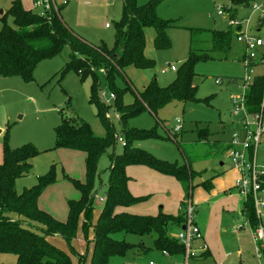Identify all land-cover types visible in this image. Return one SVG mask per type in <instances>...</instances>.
I'll return each instance as SVG.
<instances>
[{"label": "rangeland", "instance_id": "obj_1", "mask_svg": "<svg viewBox=\"0 0 264 264\" xmlns=\"http://www.w3.org/2000/svg\"><path fill=\"white\" fill-rule=\"evenodd\" d=\"M11 1L0 0V17L5 14L4 22L14 27L12 18L6 14ZM23 1L24 5L28 6L29 1ZM59 1L62 0H56L58 6L60 5ZM66 1L72 3L73 0ZM136 1L138 5L148 2V0ZM254 1L257 4L263 2V0ZM229 8V0H162L156 6L155 13L158 19L174 24V27L167 31L170 47L164 50L149 51L148 48L151 44L148 42L145 52L146 55L151 53V57L155 60V66L148 71H135L131 77L132 83L141 85L153 77L157 85L167 86L174 79L175 73L161 74L160 70H166L171 66L178 68L180 63L184 62L188 52L189 29L225 30ZM32 9H34L33 6ZM39 9H36V13L43 15L42 9ZM217 9L222 10L221 16L217 15ZM120 11V0H117L116 5H112V10L103 15L104 23H108L110 29L105 30L104 23L95 29L96 36L94 42L91 41L93 44L103 43L107 48L112 46L114 36L112 20H116ZM237 14L238 17L248 15L249 10L238 8ZM1 23L0 19V29ZM149 30L151 31V29ZM256 35L264 40V29ZM203 37L200 35L198 39H203ZM68 55L69 50L65 48L60 54L41 61L36 66L31 81L25 82L17 76L0 79V129L3 130L0 144L2 145V137L5 136L7 145L11 149L31 144L39 152L31 161L28 175L15 180V190L17 193H21L24 189L35 185L37 178L51 168L55 182L38 201L42 200L44 207L52 206L56 211H61L54 217L63 220L66 217V200L79 197L70 180L84 181V154L79 151L54 149L53 129L60 123V117L63 115L79 119L89 126L96 137L104 138L106 129L105 124H102V119H105L106 125L115 135L114 140L108 141L106 144L96 164L92 191L94 201L91 207V225L83 230L80 221L78 222L76 236L71 242L73 253L60 237H45L50 245L68 255L70 264H78V257L82 258L81 264H90L93 249V228L102 209V204L98 205L97 200L105 197L108 188V171L113 157L122 153V146L116 142V138L121 136L120 131L123 127L118 119L120 113L114 108V100L109 98L112 90L104 83L101 70H96L94 75H89L84 79H79L73 71L66 72L61 76L60 72L68 61ZM263 71L262 67L256 68L254 75L262 74ZM194 73L196 74L194 84L197 87L195 97L198 101L183 103L172 100L160 107L155 115L141 111L129 117L124 125L130 130L150 133L148 137L135 141L133 146L158 160L178 166L185 165L186 158L181 151L187 152V160L191 170L195 173L192 185L200 178H210L222 173L230 166L222 144L223 142L228 143L235 136L238 141L243 137L239 120L244 116V113L240 111L238 116L232 115L231 99L233 97L242 99L246 82V72L235 59L197 62L194 66ZM250 79L248 78V80ZM233 82L234 84H232ZM112 84L113 90L122 94L121 104L123 106L132 104L134 97L131 90L125 88V78L116 76ZM91 86H93V90ZM102 107L105 109L101 110L98 115V111ZM176 120L181 122V130L178 133L173 132ZM201 130H206L210 134L207 139L198 137V132ZM215 141L218 145L213 147L212 144ZM220 163L223 166H220ZM124 169L128 177L127 189L129 193L133 197L145 199L129 207H120L117 209L118 212L151 216L156 215L158 209L161 208L163 212L172 216L182 214L178 212V209L183 207L182 202H186L188 199H184V190L175 179L158 174L141 165L129 164ZM193 208H195L193 217L196 220L199 217V211L196 210V207ZM181 212L183 211L181 210ZM234 218L226 219L229 221V225L223 220L219 229V238H221L223 246L226 251L231 252L227 262H217L212 258L201 257L198 250L201 244L199 240L190 243L191 250L194 251L196 257H191L186 263L187 260L185 261L183 254L163 256L153 247V235L136 236L124 232H115L112 238L117 241L124 240L136 247L122 255L109 256L108 262L109 264H147L149 262L153 264H237L236 254L240 250L242 256L239 261L242 264L258 263L252 257L254 243L247 232L248 230L246 231V228L249 229V227L245 226L244 231L240 232L241 234H235ZM39 228L41 226L35 223L31 227L41 233ZM173 228V226L168 227L169 235L172 234L170 230ZM140 245L146 250L140 249ZM260 262L264 264L263 260ZM0 264H16L14 255L0 254Z\"/></svg>", "mask_w": 264, "mask_h": 264}, {"label": "trees", "instance_id": "obj_2", "mask_svg": "<svg viewBox=\"0 0 264 264\" xmlns=\"http://www.w3.org/2000/svg\"><path fill=\"white\" fill-rule=\"evenodd\" d=\"M161 1L148 0L144 5H138L136 0H122L120 17L114 22L113 44L110 48L103 43L87 44L74 35L63 23L59 7L44 15H38L24 9L20 0H12L6 14L12 18L14 27L4 22L5 14L0 17V78L17 76L25 82L31 81L34 70L41 61L52 58L67 48L68 61L60 72L61 76L73 71L79 79H84L94 75L96 70H101L104 83L114 94L113 105L120 113L118 119L123 127L120 134L125 145L121 148L122 153L113 157L108 171V188L93 228L90 264H109V256L122 255L136 247L124 240H114L112 235L115 232L136 236L153 235V247L156 250L167 255H185L184 246L168 234L169 226L181 228L184 224L183 212L178 216L166 215L161 211L155 216H138L118 212L117 209L132 206L145 199L133 197L127 189L128 177L124 167L129 164L145 166L158 174L175 179L184 190V199H189L190 190L197 185H192L195 173L187 160V152L181 151L186 158L185 165L178 166L158 160L133 146L135 141L148 137L150 133L130 130L124 125L129 117L141 111L155 115L160 107L172 100L183 103L198 101L195 97V64L231 59L234 53V32L229 26L223 31L189 29L187 57L176 69L173 81L161 87L153 79L141 92H134L132 104L123 106L120 101L122 94L113 90L114 78H124V70L128 67L146 71L155 66L154 60L144 55V30L150 28L154 31L155 50L170 47L167 30L173 28L174 24L156 17V6ZM252 1L229 0L228 10L248 7ZM200 35L204 36L203 39H198ZM125 88L131 89L129 85ZM91 89L93 90V86ZM263 94L264 75L254 76L245 94L247 113L260 110ZM103 109L105 108H100L98 115ZM102 122L106 129L104 138L96 137L89 126L79 119L63 115L60 123L53 129L54 149L79 151L84 154V181L70 180L79 197L66 202L67 216L64 221L54 219L37 206L40 195L55 182L51 168L37 178L35 185L21 193L16 192L15 180L28 175L31 161L39 152L31 144L11 149L3 136L0 163V254L14 255L16 264H70L68 255L50 245L45 237H60L73 253L71 242L76 236L78 222L80 221L83 230L91 225L96 164L106 144L113 141L115 135L106 125L105 119ZM206 135H210L206 130L198 132L199 138ZM210 181L211 178L201 185L210 190ZM261 187L264 188V179ZM242 212L250 226L254 227L257 219L251 199L244 201ZM33 223L41 226V233L31 229ZM140 249L146 250L142 245ZM81 260L78 257V264H81Z\"/></svg>", "mask_w": 264, "mask_h": 264}, {"label": "crops", "instance_id": "obj_3", "mask_svg": "<svg viewBox=\"0 0 264 264\" xmlns=\"http://www.w3.org/2000/svg\"><path fill=\"white\" fill-rule=\"evenodd\" d=\"M20 1L22 3L23 8L26 10H31V11L36 12V9H39V8L34 7V0L33 1L28 0L29 1L28 6L24 5L23 0H20ZM121 1L122 0H120V8H121ZM31 2L35 10L32 9ZM116 2L117 0H73L72 3H69L66 0H62L61 2L60 1L58 2L60 3V5L58 6L56 5L57 3L56 0H52L53 6H55L56 8L57 7L60 8L59 14H60V17L63 23L66 25V27L74 35H76L79 39H81L83 42L90 44V45L100 44V43L93 44L94 42L93 40L96 36V31L94 30L101 27L102 23L105 22L104 21L105 17L103 15L108 14V11L112 10V5H116ZM238 8L246 9V7H238ZM238 8H236L234 11L232 9L231 14L238 17L237 16ZM97 13H102V14H97ZM246 16L247 15L240 16V17H246ZM119 17H120V14L116 18V20L115 19L112 20L113 23L116 22L119 19ZM103 26L105 30L110 29V26L108 25V23H104ZM149 29L150 28H146L144 30V38H145L144 55L145 57L154 60L153 57H151L150 55L151 53H149V55H146V52H145L146 47L148 48L147 46L148 42L151 44L150 47L148 48L149 51H152L154 49L153 48L154 31L152 29L150 31ZM233 45H234L233 46L234 47L233 57L227 61H231L235 59L236 61L240 63L239 58L241 59V56L243 53L242 52L243 47L240 44L236 43L234 39H233ZM256 68H260V67H256ZM135 71H141V70H137L131 67H128L124 70V73H125L124 78L126 81V85H129L131 87L130 90L133 94V97H134V92L135 93L141 92L149 84V82L153 80V77H150L141 85H135L131 81V77L133 76ZM175 71H171L167 68L166 71L161 74H165L166 72L175 73ZM259 75H261V73ZM2 79H6V78H2ZM232 84H234V82ZM2 132L3 130L0 129V137H1ZM202 138L207 139L208 135L203 136ZM261 142H262L261 148L257 152V162L258 163H264V134L261 138ZM216 145H218V143H216V141L213 142L212 146L216 147ZM222 147H223V150L226 156L227 151H228V143L223 142ZM62 151H70V150H62ZM1 160H2V145L0 144V163H1ZM219 165L223 166L222 163H220ZM210 178H211V181H210L211 189L206 190L201 185V183L205 182L206 180H209ZM210 178H205V179L200 178L201 180L199 179V181L195 183L197 186L193 187L190 190V197L188 200L191 202L192 206L196 207V210L199 211V217L196 220H194V223L196 227L198 228L199 234H200V238L194 239L192 242L194 243L195 240L201 241V244L199 245L198 250L200 253L199 255L203 257L204 259L212 258L217 262H224V261L227 262V258L229 255H231V252L226 251L225 247L223 246L221 238H219V229L222 226L223 220L228 222V225H229V221H227L226 219H229V218L233 219L236 216L233 221L235 225L234 229L236 231L235 234L239 235L241 234L240 233L241 231H244V228H241L239 230L235 228L236 225L242 222L243 220L242 209H243L244 199L240 195H238L235 189V182L237 179V174L234 170L230 168V166L228 167V169L224 170L222 173L213 175ZM51 186L52 185L48 186L43 191V193L40 195L38 200L44 195L45 191H48L47 189H51ZM260 196L264 199V188L262 189ZM76 199H71V200H76ZM38 200H37V206L41 210L51 215L54 219H56V217L54 216H56L57 214H60L61 211H56V209H54V207L52 206L44 207L43 205L44 202H42V200H40L39 202ZM68 200H66V202ZM102 203H98V200H97L98 205ZM200 207H201V210H200ZM196 210H195V213H196ZM160 211L163 214L169 215L163 212L161 208L158 209L157 214ZM178 212L181 213L180 208L178 209ZM260 212L264 214V206L260 209ZM66 216H67V208H66ZM151 216H155V215H151ZM65 219L63 220L56 219V220L64 221ZM180 229L181 228L174 227L173 229L170 230V233L172 232L171 235L173 236L176 235V233H178ZM246 231L249 232L251 236L252 229L249 230L246 228ZM192 252L194 254L192 257L193 258L196 257V254L194 253V251ZM161 254L163 256L167 255L163 253ZM253 255L252 257L255 258V255L254 256ZM236 256L238 257L237 264H242V262L239 261L240 260L239 258H241L242 256V253H240V250L237 251ZM190 258L191 257L187 258L186 263H188ZM249 264H252V263H249Z\"/></svg>", "mask_w": 264, "mask_h": 264}, {"label": "built area", "instance_id": "obj_4", "mask_svg": "<svg viewBox=\"0 0 264 264\" xmlns=\"http://www.w3.org/2000/svg\"><path fill=\"white\" fill-rule=\"evenodd\" d=\"M34 7L42 9L43 15L51 9H56L52 4V0H34ZM246 9L249 10V14L246 17H236L231 14V10H228L227 17V26L234 32V41L243 47L240 64L246 72V82L242 99L239 100L238 97L231 99L233 105L232 115L238 116L240 111L244 113V116L239 120L240 127L243 130V137L238 141L235 136L228 142L226 157L230 161V168L237 174L235 189L244 201L252 200L254 214L257 219L256 225L252 227L243 213L242 222L238 223L235 228L239 230L248 226L249 229H252L251 238L254 243V255L256 261H258L256 264H262L260 261H264V214L260 212V209L264 206V199L260 196V193L262 192L261 186L264 179V163L257 162V152L261 148V138L264 134V94L260 110L251 114L247 113L245 108V94L255 76L254 69L262 67L264 70V40L256 35V33L264 29V0L260 4L253 0ZM222 14V10L217 9V15L221 16ZM168 69L171 71L176 70L172 66ZM165 71L160 70V73ZM261 75H264V71ZM248 78L251 79L248 80ZM109 98L114 100L113 93L110 94ZM180 130L181 122L176 120L173 132L178 133ZM116 142H119L122 147L125 145L122 135L116 138ZM103 201L104 198L98 199V203ZM180 210L184 213L185 222L182 225L184 229H180L174 238L184 246L186 261L187 258L194 255L190 243L192 240L200 238V234L194 223V208L191 202L189 200L184 202V206ZM163 254L166 253L163 252ZM147 264L153 263L149 262Z\"/></svg>", "mask_w": 264, "mask_h": 264}, {"label": "water", "instance_id": "obj_5", "mask_svg": "<svg viewBox=\"0 0 264 264\" xmlns=\"http://www.w3.org/2000/svg\"><path fill=\"white\" fill-rule=\"evenodd\" d=\"M184 229V226H181V230H183Z\"/></svg>", "mask_w": 264, "mask_h": 264}]
</instances>
